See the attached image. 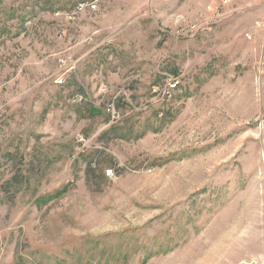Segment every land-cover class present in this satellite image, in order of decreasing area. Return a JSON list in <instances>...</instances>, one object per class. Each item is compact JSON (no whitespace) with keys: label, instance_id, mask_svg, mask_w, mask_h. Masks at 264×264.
Listing matches in <instances>:
<instances>
[{"label":"rangeland","instance_id":"374dc122","mask_svg":"<svg viewBox=\"0 0 264 264\" xmlns=\"http://www.w3.org/2000/svg\"><path fill=\"white\" fill-rule=\"evenodd\" d=\"M0 264H264L262 4L0 0Z\"/></svg>","mask_w":264,"mask_h":264},{"label":"built area","instance_id":"2783aa9c","mask_svg":"<svg viewBox=\"0 0 264 264\" xmlns=\"http://www.w3.org/2000/svg\"><path fill=\"white\" fill-rule=\"evenodd\" d=\"M255 1H258L259 3H261L262 6H263V9H264V0H255ZM104 93H107V91L106 92L104 91ZM82 101H83V98H80V97H75L72 100V102L74 104H76V102H82ZM107 111H108V113L111 115V117L113 119L118 118V113H117V111H116V109H115V107H114L113 104H111V103L110 104H107ZM107 175L110 176V177H112L113 176V171H108L107 172Z\"/></svg>","mask_w":264,"mask_h":264}]
</instances>
